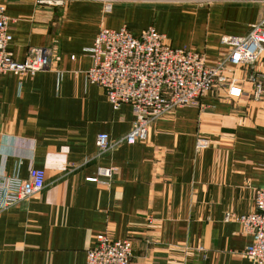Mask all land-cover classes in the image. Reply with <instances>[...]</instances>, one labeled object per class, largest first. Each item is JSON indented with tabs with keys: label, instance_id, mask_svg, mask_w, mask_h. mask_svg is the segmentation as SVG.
Wrapping results in <instances>:
<instances>
[{
	"label": "crops",
	"instance_id": "1",
	"mask_svg": "<svg viewBox=\"0 0 264 264\" xmlns=\"http://www.w3.org/2000/svg\"><path fill=\"white\" fill-rule=\"evenodd\" d=\"M0 3L15 60L51 51L49 69L0 75V176L45 172L38 195L0 210V264H85L104 232L130 239V264H253L245 255L251 237L224 216L252 211L254 189L264 185V100L251 97L248 82L238 98L214 89L198 107L152 121L144 141L98 154L97 134L114 142L134 117L129 104L112 108L85 72L101 27L137 35L152 26L171 47L214 63L227 51L224 38L245 35L262 5L117 1L105 12L101 0ZM198 137L208 146L195 151ZM111 166L114 178L88 180Z\"/></svg>",
	"mask_w": 264,
	"mask_h": 264
},
{
	"label": "built area",
	"instance_id": "2",
	"mask_svg": "<svg viewBox=\"0 0 264 264\" xmlns=\"http://www.w3.org/2000/svg\"><path fill=\"white\" fill-rule=\"evenodd\" d=\"M103 10L109 12L114 2H160L171 4L209 3L212 0H101ZM263 7L260 18L249 25L242 36H226L227 51L214 63H207L203 56L187 48H173L166 37L152 26L134 35L126 27L99 28L88 48L90 66L85 72L89 83L101 87L112 108L129 104L134 117L127 134L111 142L106 133L96 136L98 154L105 153L119 143L133 145L144 141L149 125L155 119L181 107H198L201 98L216 89L225 91L228 98H238L244 91L243 82L251 86L255 100H264V0H247ZM9 18L0 3V75L34 74L49 69L51 54L48 48L33 49L22 60H15L9 53L11 40L7 32ZM247 70L243 77L236 71ZM208 146L207 140L198 137L195 151ZM117 168L99 167L95 177L110 180ZM45 172L30 167L28 178L0 176V210L20 201L35 197L44 187ZM237 221L251 243L245 255L253 264H264V185L255 188L253 210L240 215H226V220ZM131 245L124 239H114L99 233L86 249L85 264H130Z\"/></svg>",
	"mask_w": 264,
	"mask_h": 264
},
{
	"label": "rangeland",
	"instance_id": "3",
	"mask_svg": "<svg viewBox=\"0 0 264 264\" xmlns=\"http://www.w3.org/2000/svg\"><path fill=\"white\" fill-rule=\"evenodd\" d=\"M226 215H228V214H226ZM226 215L224 216V220H225V221L231 220V219L226 220ZM153 220H154V218H153L152 216H148V217L146 218V223L149 224V225H151V224L153 223ZM104 234H107V235L109 236V234H108L107 232H104ZM109 237H111V236H109ZM111 238H112V237H111ZM114 239H115V238H114ZM122 239L129 241V243H130V245H131V241H130V239H128V238H122ZM197 250H198V249H197ZM131 258H132V246H131L130 263H131Z\"/></svg>",
	"mask_w": 264,
	"mask_h": 264
}]
</instances>
